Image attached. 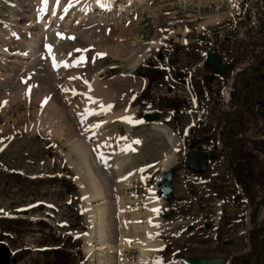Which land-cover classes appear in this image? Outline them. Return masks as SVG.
Wrapping results in <instances>:
<instances>
[{
	"label": "rangeland",
	"instance_id": "obj_1",
	"mask_svg": "<svg viewBox=\"0 0 264 264\" xmlns=\"http://www.w3.org/2000/svg\"><path fill=\"white\" fill-rule=\"evenodd\" d=\"M40 1L0 0V241L15 264H264V0H116L67 27L94 0H63L47 27ZM211 51L236 67L210 84ZM195 138L219 155L204 174L185 162Z\"/></svg>",
	"mask_w": 264,
	"mask_h": 264
},
{
	"label": "water",
	"instance_id": "obj_2",
	"mask_svg": "<svg viewBox=\"0 0 264 264\" xmlns=\"http://www.w3.org/2000/svg\"><path fill=\"white\" fill-rule=\"evenodd\" d=\"M204 65L210 67L213 72L224 75L234 68V63L223 62L222 55L218 52H209L206 59L204 60ZM171 77L174 78V73L171 72ZM161 117L160 112L154 113H144V121H157ZM196 142L192 143L190 146L194 147ZM217 155L214 153H209L201 149H192L187 153L186 163L189 170L197 174H203L208 169V159L214 160ZM173 178L174 171L172 169L163 170L159 177L156 179V185L159 189L161 197L165 201H169L174 197L173 188ZM184 261L190 264H224L225 260L223 257H207V256H192L187 257L180 255ZM17 258L11 259V249L5 242H0V264H10L15 263Z\"/></svg>",
	"mask_w": 264,
	"mask_h": 264
},
{
	"label": "bare ground",
	"instance_id": "obj_3",
	"mask_svg": "<svg viewBox=\"0 0 264 264\" xmlns=\"http://www.w3.org/2000/svg\"><path fill=\"white\" fill-rule=\"evenodd\" d=\"M40 1V0H39ZM115 2H116V0H94V3L92 4V3H88L87 5H86V8H85V10L84 9H82V10H84V12H82V13H78V11L81 9H78L77 10V12L75 13L74 11L72 12V14H71V16H69V18H68V22L65 24V26L64 27H67V26H69V24L71 23V19L72 18H76L77 17V15L78 14H80L77 18H78V20L80 21V20H82V19H84L85 18V16H86V13H85V11H89V12H87L88 14L90 13V12H92V10H94V9H98L99 8V10L100 11H102V12H100V13H103L102 15L103 16H105V18H107V13L109 12V10H111L110 12H112V8H114V4H115ZM131 2V1H130ZM85 4V3H84ZM84 4L83 5H80L81 7L82 6H84ZM95 4V5H94ZM62 5H64V2H63V0H41L40 1V3H39V10H40V14H41V17L39 18V20L40 19H42V16H45V18H48L47 16L49 15V14H51V16L52 17H50V18H48V20H47V22H45V27H47V26H49L53 21H54V23H55V21H56V23L55 24H57V17L59 16V15H62V16H65V13H67L68 11H70V9H72V7H70V6H66V5H64V10H60L61 9V7H62ZM92 6H93V8H92ZM67 9V10H66ZM92 9V10H91ZM67 12H66V11ZM65 11V12H64ZM72 11V10H71ZM109 12V13H110ZM46 13H48L47 14V16H46ZM85 13V14H84ZM108 13V14H109ZM99 19V18H98ZM79 23V22H78ZM52 26H54V25H52ZM15 35V34H14ZM18 34H16L15 36H17ZM10 42H12V40L10 41ZM16 55V54H15ZM20 60V59H19ZM19 60H18V62H19ZM20 63V62H19ZM152 126H156V127H158V128H160V129H162V130H164L167 134H168V136H169V139H171V140H173V142H176V137H175V134H173L170 130H169V128L165 125V124H163L162 122H154V123H152ZM130 128V126L129 125H127V129H129ZM158 130V129H157ZM160 132V131H159ZM164 138H166L165 136H164ZM165 141H167L166 139H165ZM167 142H169V141H167ZM169 143H171V142H169ZM80 147H83V144H80ZM85 147V146H84ZM85 151V150H84ZM86 152V151H85ZM79 153V152H78ZM89 153V152H88ZM80 154V153H79ZM78 154V155H79ZM82 155H85V153H83V151H82V153H81ZM81 156V155H80ZM91 156V155H90ZM125 156V155H124ZM82 157V156H81ZM174 157V155L173 154H166L165 155V157L163 158V160L160 162V163H163V167L164 168H167L168 167V165L170 164V162H171V158H173ZM84 158H82V160H83ZM133 161V160H132ZM79 162H81V161H79ZM104 162V161H103ZM117 163H123L122 164V167H120V168H118V172H119V174H120V176L123 178V179H127V173L128 172H126V170H124V167L123 166H125V167H127L129 164L128 163H131V157H122L120 160H118V162ZM81 164L79 163V165L78 166H80ZM132 165V164H131ZM130 167V166H129ZM135 176V178H138V175L136 174V175H134ZM82 177V176H81ZM85 178L86 179H88L89 178V175H86L85 176ZM84 178V179H85ZM90 178H91V176H90ZM93 179H94V177H93ZM92 179V180H93ZM90 180V179H89ZM95 180V179H94ZM132 181V180H131ZM89 182V181H88ZM130 182V181H129ZM89 186H91L92 185V183L90 182V183H87ZM102 187V186H101ZM99 191V190H98ZM101 193V192H100ZM101 196H103V194L101 195ZM106 196V195H105ZM90 198H91V196H88L87 197V199H89L90 200ZM151 205H152V210H154L155 208H157L162 202H160V201H151ZM152 210L150 211V215H153L154 214V211L152 212ZM95 211V214H92V216H93V221H92V223H94V220H95V217H96V210H94ZM149 211V210H148ZM100 214H102L103 212H102V209L100 210V212H99ZM140 214H142V213H140ZM148 214H149V212H148ZM101 216V215H100ZM137 216H139V214H137ZM140 217V216H139ZM124 236V235H123ZM122 237V236H121ZM108 242V241H107ZM123 242L125 243V244H129V245H133L134 243H135V241H129L125 236H124V239H121V242H120V244H121V247H124V245L125 244H123ZM108 246V245H107ZM147 246H149V247H151L152 249H156L158 246H162V242H159V240L158 241H156L155 239H150L149 241L147 240ZM105 247V246H104ZM99 248V247H98ZM100 248H102V246L100 247ZM111 248V247H110ZM148 250L147 249H144L143 250V252L145 253V254H147L146 252H147ZM152 251V250H151ZM150 252V251H149ZM148 252V253H149ZM109 261V260H108ZM100 262H102V259H100L99 260V263ZM141 262H143V261H141ZM185 264H189V263H186L185 262Z\"/></svg>",
	"mask_w": 264,
	"mask_h": 264
},
{
	"label": "flooded vegetation",
	"instance_id": "obj_4",
	"mask_svg": "<svg viewBox=\"0 0 264 264\" xmlns=\"http://www.w3.org/2000/svg\"><path fill=\"white\" fill-rule=\"evenodd\" d=\"M211 70V69H210ZM179 76H180V74H179ZM216 77H219V75H214V74H212V72L210 73V75L209 76H204L203 77V82H205L206 80H208L209 81V83H213L215 80H216ZM196 142V145L194 146V148H202V143L201 142H203V139H200V138H195L194 140H193V142Z\"/></svg>",
	"mask_w": 264,
	"mask_h": 264
},
{
	"label": "snow or ice",
	"instance_id": "obj_5",
	"mask_svg": "<svg viewBox=\"0 0 264 264\" xmlns=\"http://www.w3.org/2000/svg\"><path fill=\"white\" fill-rule=\"evenodd\" d=\"M137 143H139V141H137Z\"/></svg>",
	"mask_w": 264,
	"mask_h": 264
}]
</instances>
